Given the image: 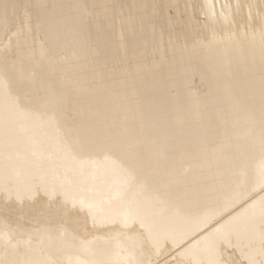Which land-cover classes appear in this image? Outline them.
Instances as JSON below:
<instances>
[{
	"label": "bare ground",
	"instance_id": "6f19581e",
	"mask_svg": "<svg viewBox=\"0 0 264 264\" xmlns=\"http://www.w3.org/2000/svg\"><path fill=\"white\" fill-rule=\"evenodd\" d=\"M0 264H264V0H0Z\"/></svg>",
	"mask_w": 264,
	"mask_h": 264
},
{
	"label": "rangeland",
	"instance_id": "374dc122",
	"mask_svg": "<svg viewBox=\"0 0 264 264\" xmlns=\"http://www.w3.org/2000/svg\"><path fill=\"white\" fill-rule=\"evenodd\" d=\"M93 50H95V48H93Z\"/></svg>",
	"mask_w": 264,
	"mask_h": 264
}]
</instances>
